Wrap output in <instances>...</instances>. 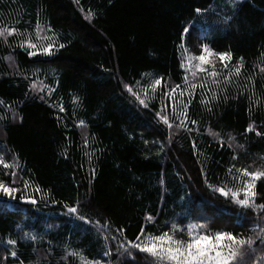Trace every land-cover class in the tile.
<instances>
[{
	"label": "trees",
	"instance_id": "1",
	"mask_svg": "<svg viewBox=\"0 0 264 264\" xmlns=\"http://www.w3.org/2000/svg\"><path fill=\"white\" fill-rule=\"evenodd\" d=\"M226 3L112 0L109 4L108 0H80L78 7L73 0H0V23L11 22L31 30L39 14L41 23L50 24L57 40L65 44L52 56L29 57L20 48H10L0 41V98L12 104L22 117L11 119L9 110V118L0 120V145H6V159H11L13 153L18 155L23 176L33 186L50 194L41 199L42 193H34L29 187L6 206L7 198L0 197V239L9 234L18 237L21 232L16 225L21 224L24 231H34L45 241H52L51 245L37 244L35 251L31 242L21 241L17 251L24 264H64L60 258L65 244L70 250L84 249L87 257L101 258L104 240L95 227L65 215V205H73L78 199L87 201L81 205L83 213L101 223L111 220L114 228L126 230L128 239H134L145 225L147 214L157 218L154 224L146 225V230L153 233L166 230L165 224L173 221L202 222L197 217L205 215L211 218L210 229L232 231L256 241L253 251L239 257L238 264H264V244L257 239L258 234L264 235V213L238 208L213 193L205 186L200 171L205 168L209 183L228 181L232 187L236 182L229 180L226 172L230 164L251 165L250 170L264 166V137L245 132L252 122L264 132V73L258 70L264 65V57L260 56L264 52V0H246L238 13ZM209 6L215 11L199 16L194 12L197 7ZM89 9L96 13L91 20L85 19ZM225 16L235 19L229 24ZM189 22L190 51L199 54L196 36L214 38L211 46L218 52L230 50L233 64L243 57L244 68L239 85L226 87V100L225 93H220L217 102L205 106L197 88L189 115L199 123L189 125L191 132H177L174 127L169 144L166 138L170 130L155 116L162 103L159 90L150 102L152 106L145 109L121 82L134 84L141 80V73H152L171 84H181L185 73L178 45L183 27ZM14 39L9 38V44ZM10 54L13 61L5 59ZM215 69H223L218 58ZM248 77L255 81L254 87ZM34 80L54 89L50 98L47 87L42 93L29 89ZM149 83L150 79L145 78L141 86ZM40 95H45L48 102L41 101ZM73 96L79 97V104L72 102ZM206 98L210 99L211 93ZM256 100L258 106L253 103ZM57 103L63 104V113L49 106ZM0 114H5L3 105ZM81 119L87 126L77 128ZM209 128L224 138L223 148L206 131ZM228 135L235 137L232 148L228 147ZM85 138L88 146L84 145ZM193 140L203 155L194 153ZM160 143L165 145L163 151L159 150ZM65 150L67 158L62 155ZM233 152L236 161L232 160ZM85 153L92 154L91 161ZM90 168H95L94 180ZM2 172L0 169V179L10 181L11 177ZM21 185L18 181L16 186ZM256 190L257 202H264V180L257 183ZM21 194L33 196L37 203L22 202ZM5 256V246L0 244V258ZM111 259L113 264H124L123 259ZM138 259L143 261L144 254ZM4 264H19V260L9 256ZM68 264L79 261L69 257Z\"/></svg>",
	"mask_w": 264,
	"mask_h": 264
},
{
	"label": "snow or ice",
	"instance_id": "2",
	"mask_svg": "<svg viewBox=\"0 0 264 264\" xmlns=\"http://www.w3.org/2000/svg\"><path fill=\"white\" fill-rule=\"evenodd\" d=\"M73 2L79 7L80 0H73ZM246 0H227L226 7L230 8L234 13H238L240 7ZM111 4L112 0H108ZM81 11H84L81 8ZM215 10L209 6L208 8L201 9L199 7L194 9V12L199 16L207 12H214ZM96 13L89 9L85 14V19L91 20L95 17ZM235 19V16H225V22L231 23ZM19 23V21H17ZM191 22L183 27L180 44L178 50L180 52L181 68L184 71L181 84H171L169 81H164L163 77L154 76L152 73H141V80L135 81L134 84H128L121 82L123 88L135 98L140 106L147 109L151 107V101L154 100L158 94L161 97L162 103L158 111L155 112L157 121L165 125L170 131L167 136L169 144L172 143L173 133L171 130L175 127L179 132L181 129L191 132L193 131L189 125H198V121L191 119L189 115V108L193 102V99L197 95V88L199 87V95L201 96V104L208 106L213 102H217L220 93H225V100L227 99L226 87L230 85H239L242 78V70L244 68V58L240 57L235 64L232 63L231 51L218 52L212 46V39L210 37L201 38L196 36L195 40L198 42L199 54H192L190 48L187 45V40L191 38L190 32ZM16 38L12 44H9V38ZM0 41L10 48L18 47L25 51L29 57H35L38 55L52 56L55 54L58 48H64L65 44L60 43L55 31L48 23H41L39 14H37V20L35 26L29 30L27 28L20 29L14 23L2 24L0 23ZM261 57H264V52L260 53ZM218 58L222 64L223 69L221 72L215 69V59ZM8 61H13V56L10 54L5 57ZM258 70L264 73V65H259ZM226 73V74H224ZM200 74H204L201 76ZM235 74V79H233ZM191 75L192 79H189ZM223 75V80L220 77ZM145 78L150 79V83L147 86H141V81ZM253 87L255 81L252 77H248ZM225 87L222 88L221 84ZM209 84L214 86L218 91H214L213 87H209ZM47 87V97H51L54 89L51 86L44 85L40 82L38 86L37 81H32L29 84V89L33 93L43 92ZM247 87V86H245ZM211 93V98L207 99V94ZM241 95L243 92L240 93ZM28 93H25L27 96ZM177 96L180 99H177ZM39 99L48 102L45 95H40ZM168 101L164 103L163 101ZM74 104H79L80 100L78 96L72 97ZM257 106L259 101H253ZM0 105L5 107V114H0V120L8 119L7 112L11 111V119L22 120L20 114L15 110L12 104L8 103L0 98ZM50 107L58 108L59 112L63 113L65 108L62 103L50 104ZM169 106L171 111L169 112ZM251 107L249 111H251ZM207 111L211 112L212 108L207 107ZM59 120V117L57 118ZM176 121H179L176 123ZM84 120H79L76 124L77 128L86 127ZM199 132V129H195ZM206 131L219 143L220 147H224V138L221 137L219 132L212 129H206ZM245 132H255L257 137H264V132L258 131L255 122L250 123ZM235 137L228 135V147L232 148V142ZM148 143L147 140L144 141ZM155 143V141H154ZM84 145H89V140L84 139ZM165 145L160 143L159 150L163 151ZM192 147L196 155H203L197 151L196 142L192 141ZM240 147H243L242 145ZM6 145H0V169L3 170L2 174L10 176V181L6 182L0 179V197H6L4 205L11 200L16 199L18 192H27L29 187H33L34 193H42L41 199H46L50 194L43 193V190L38 186H33L32 181L29 178L23 176V167L19 163V157L13 153L11 159H6ZM11 151V150H8ZM91 161L92 154L85 153ZM62 155L67 158V151L65 150ZM264 159V157H262ZM232 160H237V155L233 152ZM251 165L238 167L236 163L230 164L226 169L229 180L236 183L232 186H228V181H222L220 184L209 183L207 173L204 167H201V174L204 176L205 186L213 193H219L221 197L229 199L238 208L244 210H251L253 213H264V202H257V183L264 180V166L257 167L253 170ZM91 179H95V168H90ZM22 181V185L17 187V182ZM91 184V180L89 181ZM160 183L163 185L164 181L161 179ZM163 198V197H162ZM20 200L25 203H31L35 205L37 200L33 196L20 195ZM55 203V201H53ZM82 203L86 204L87 201L81 202L79 199L73 205H65V215L75 221H80L86 225H93L97 233L103 238L104 245L100 255V259L95 257H87L84 249H71L70 245L65 244V253L60 258L64 261V264H68V258H77L79 264H113L112 257H115L116 261L123 259L124 264H238V258L245 256L248 252L253 251V245L256 241L251 237H244L240 234H234L232 231L222 229H210L209 220L210 217L205 215H199L198 221H189L184 224L182 222L173 221L171 224H165V229L159 233H153L146 230L147 224H154L156 217L147 214L145 216V225L142 226L134 237V239H128L125 235V229L123 227L114 228L111 220H105L101 223L100 220H92L89 216L81 210ZM2 210V209H0ZM243 224L241 223V225ZM79 227V225H78ZM16 228L20 230L21 234L18 237H13L11 234L7 238L0 239V244L5 246L7 256L0 258V264H4V261L10 256L14 261L19 260V264H24V261L19 258L17 246L21 241H29L33 245V251L36 250V245L40 243L52 244V241H45L42 235L37 234L34 231H24V226L17 224ZM264 232V229L261 230ZM186 235L187 239L183 238ZM257 239L264 244V235L258 234ZM140 254H144L143 261L138 259ZM104 258H109L104 260Z\"/></svg>",
	"mask_w": 264,
	"mask_h": 264
},
{
	"label": "rangeland",
	"instance_id": "3",
	"mask_svg": "<svg viewBox=\"0 0 264 264\" xmlns=\"http://www.w3.org/2000/svg\"><path fill=\"white\" fill-rule=\"evenodd\" d=\"M191 53H192V54H195V53H193L192 51H191ZM200 75H201V74H200ZM189 79H192L191 75H189ZM38 86H40V85L38 84Z\"/></svg>",
	"mask_w": 264,
	"mask_h": 264
}]
</instances>
